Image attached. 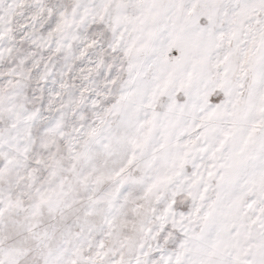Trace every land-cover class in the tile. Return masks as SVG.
Here are the masks:
<instances>
[{
    "label": "snow or ice",
    "instance_id": "snow-or-ice-1",
    "mask_svg": "<svg viewBox=\"0 0 264 264\" xmlns=\"http://www.w3.org/2000/svg\"><path fill=\"white\" fill-rule=\"evenodd\" d=\"M0 264H264V0H0Z\"/></svg>",
    "mask_w": 264,
    "mask_h": 264
}]
</instances>
